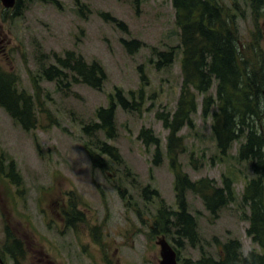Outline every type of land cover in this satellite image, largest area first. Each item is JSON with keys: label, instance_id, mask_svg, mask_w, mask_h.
Segmentation results:
<instances>
[{"label": "rangeland", "instance_id": "1", "mask_svg": "<svg viewBox=\"0 0 264 264\" xmlns=\"http://www.w3.org/2000/svg\"><path fill=\"white\" fill-rule=\"evenodd\" d=\"M23 1L17 17L0 2V72L16 73L19 88L34 95L40 124L26 131L0 107V251L5 264H160L163 238L176 250L178 264L222 258L230 240L239 241L242 257L263 253L247 234L251 204L244 199L245 189L257 178L253 162L239 160L247 130L223 154L212 130L218 104L209 106L206 116L204 100L216 99V82L206 93L193 89L198 103L193 127H184L178 140L169 139L162 118L176 112L184 80L173 0H80L87 7L85 17L74 0ZM218 3L238 38L243 68L263 81L257 84L258 103L256 96L252 103L258 116L250 122L264 136V0ZM104 13L123 21L128 32ZM124 40H138L141 46L131 53ZM171 48L173 62L159 65L161 54ZM67 52L102 66L106 80L101 90L77 83L59 90L56 80L40 77L55 63L54 54ZM255 87L251 91L256 93ZM116 89L137 109L117 107L113 137L102 131L86 135L82 128L99 122L97 110L109 106ZM143 129L152 130L159 145L145 144ZM103 143L117 149L118 159L100 152ZM98 156L106 161L104 169L95 167ZM12 164L20 185L8 176ZM180 173L192 181L208 178L218 188L229 178L235 192V201L220 207L216 217L199 195L186 192L188 211L197 220V245L186 239L177 245L174 239L181 238L174 230L167 233L158 217L160 205L178 210ZM15 240L17 252L20 244L23 248L17 260L10 254Z\"/></svg>", "mask_w": 264, "mask_h": 264}, {"label": "trees", "instance_id": "2", "mask_svg": "<svg viewBox=\"0 0 264 264\" xmlns=\"http://www.w3.org/2000/svg\"><path fill=\"white\" fill-rule=\"evenodd\" d=\"M74 1L78 14L85 17L84 8L86 6L81 4L80 0ZM23 6L24 1L17 0L13 9L15 17L22 13ZM173 6L177 12L176 23L181 32V67L184 80L176 112L171 114L170 119L162 118L165 127L171 132L169 139L172 140L175 137L174 139L178 140L177 134L184 127H193L191 117L198 110L194 92L206 93L216 82L217 97L216 99L206 97L204 106L208 107L205 111L208 116L211 112L209 106L218 104V112L213 114L216 121L212 129L214 136L217 137L218 146L225 154L232 147L233 141L244 137L243 132L246 129V141L240 148L239 160L252 161L254 172L257 175V178L247 185L244 199L250 201L251 204V224L247 234L262 246L263 253H250L249 256L242 257L239 241L230 240L224 244L222 258L213 259L207 256L199 264H264V136L259 133L258 128L252 124L253 122H250V119L258 116L252 103L253 97L256 96L257 105L260 94L257 84H262L263 81L257 79L258 75L255 71L250 73L245 67L243 68L241 52L237 45L238 38L234 33V28L226 24L223 7L218 0H173ZM102 15L106 19L114 20L117 27L128 32L123 21L119 22L108 13ZM123 42L131 53L141 46L138 40H124ZM174 50L171 48L170 52L162 53L164 60L159 65L172 63L176 56ZM53 56L55 63L43 68L40 77L48 81L56 80L59 90L73 83L86 84L101 90L106 80V73L98 62L88 64L81 55L75 52H67L64 57L56 54ZM68 72L73 75L72 80L68 79ZM141 75V79L144 80L145 75L142 69ZM19 86L20 79L16 73L0 72V107L24 130L31 131L40 124L36 115V99L33 94L21 90ZM254 87L257 88L256 93L251 91ZM118 106L124 110H136L138 107L135 102L129 101L124 96L122 89H116V93L110 96L109 106L97 110L96 117L99 122L84 125L83 132L86 135H92L95 131L96 133L102 131L108 138L113 137L116 133L115 115ZM140 138L147 145L150 143L159 145L158 138L150 129H143ZM100 152L118 159L117 149L106 143L102 144ZM159 153L160 149H158L157 156ZM155 160H158V157ZM94 164L95 167L104 169L106 161L98 156ZM8 176L14 183L21 184V178L13 164L10 166ZM188 190L201 197L213 217L218 215L220 207L235 201V192L229 178H224L223 186L218 188L213 180L208 178L192 181L187 175L178 174L176 179L178 210L170 211L164 205H160L158 211V217L162 222L164 221L163 229L167 233L174 230L181 238L178 241L174 239L177 245H181L184 239L192 245L200 242L196 217L188 211L187 207L186 192ZM152 194L158 195V191H153ZM18 243L15 240V249L10 251L15 260H17V254L21 256L23 253L21 244L17 252Z\"/></svg>", "mask_w": 264, "mask_h": 264}, {"label": "water", "instance_id": "3", "mask_svg": "<svg viewBox=\"0 0 264 264\" xmlns=\"http://www.w3.org/2000/svg\"><path fill=\"white\" fill-rule=\"evenodd\" d=\"M6 9L13 8L16 4V0H0ZM161 246V261L160 264H178L177 253L168 241L163 238L159 241ZM0 264H5L4 259L0 256Z\"/></svg>", "mask_w": 264, "mask_h": 264}]
</instances>
